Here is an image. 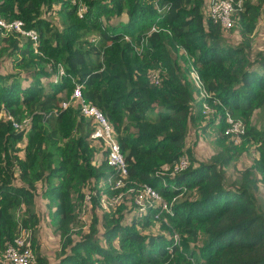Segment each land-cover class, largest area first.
I'll return each mask as SVG.
<instances>
[{"label":"trees","instance_id":"trees-1","mask_svg":"<svg viewBox=\"0 0 264 264\" xmlns=\"http://www.w3.org/2000/svg\"><path fill=\"white\" fill-rule=\"evenodd\" d=\"M260 1L242 0L233 12L240 40L227 42L224 31L232 26L213 22L203 12L204 0H0L1 18H18L37 33L35 43L13 31L0 36L6 42L0 46V249L19 226L33 236L39 194L59 237L55 264H264V213L254 199L257 181H264V123L249 122L264 108V49L251 52L245 37L260 16ZM163 4L167 9L158 13ZM151 26L167 32L148 34ZM262 28L264 34V19ZM143 38L139 56L133 43ZM175 45L220 101L213 123L223 128L224 111L243 120L242 137L255 144L252 163L260 179L245 169L227 183V153L196 164L191 156L186 168L169 174L188 150L191 123L202 118L197 90L171 52ZM148 72L156 73L149 78ZM74 84L111 124L127 180L153 186L166 200L175 197L170 212L155 203L141 216L128 217L121 204L96 211L97 181L108 194L124 188L107 183L117 174L105 162L101 140L90 137L91 118L74 105L61 106ZM24 118L26 124L12 126V119ZM90 181L86 189L95 193L82 229L76 205ZM156 221L162 231L147 230ZM32 249L31 264H48L34 236Z\"/></svg>","mask_w":264,"mask_h":264},{"label":"rangeland","instance_id":"rangeland-1","mask_svg":"<svg viewBox=\"0 0 264 264\" xmlns=\"http://www.w3.org/2000/svg\"><path fill=\"white\" fill-rule=\"evenodd\" d=\"M253 3H258L259 0H250ZM240 3L242 0L239 1ZM242 8V4H241ZM259 14L260 16L254 23V28L250 34L245 35L249 40V46L251 52H255L258 49H264V34L262 28V19H264V0L259 2ZM204 12V11H203ZM205 13V12H204ZM235 14V13H234ZM232 16V27L227 31H224L223 39L227 42H235L236 40H240V33L238 31V25L236 24V20ZM48 19H51L53 22H57V18H54L52 15H46ZM122 20L125 17H121ZM158 30L163 32H167L164 27H159ZM157 30V31H158ZM10 31L8 30H0V36L3 37L7 35ZM20 35V34H19ZM23 36V35H20ZM24 37V36H23ZM127 40L126 38H123ZM144 41L145 38L141 39L139 43H133L135 52L137 55L140 56L139 52L144 48ZM6 45V42L3 40L0 41V46ZM176 50H172L176 55V60L178 64L182 65V76L187 81V83L191 86V80L189 75V70L191 69L190 63V56L189 54L182 50L181 48L175 45ZM7 51V50H6ZM4 58V54L1 56ZM7 64V62L5 63ZM4 71V70H3ZM153 73L156 72H148V77L151 78ZM197 100V92L195 93ZM68 101L67 105H74V102L69 99V95L66 98ZM202 114V113H201ZM202 118L198 121H193L189 128V132L184 144L185 147L188 149L184 152L188 159L192 156L195 159L193 164H196L198 161L208 160L211 156H217L222 153H227L229 155V159L227 164L223 167L226 176V182L229 183L234 177L239 176V173L245 169H250L251 173L255 175L257 179H260V174L254 170L252 160L255 156H257V151L255 150V144L253 141H245V137H242L240 143L236 145L232 144L228 138H223L222 129L215 123L217 121V117L213 114H202ZM213 120L212 124L207 125L206 127L202 128L206 124L207 121ZM249 122L251 124L261 125L264 123V108L262 110L255 109L254 112L249 117ZM100 146V144H99ZM100 149H103L100 146ZM101 155L97 158L99 159ZM97 159L94 160V163H97ZM18 183V182H17ZM93 181L86 183V187H82V192H84V198L81 200L80 203H77V216L82 222V229H86V224L89 222L90 215L88 213V207H90V197L91 194L95 193L93 190H87V186H92ZM96 186L99 188L98 191V198L97 200V212L102 211H110L116 209V207L121 204L123 206V210L130 211L127 216L129 217L131 214L136 213V207L134 202V191H129V187L133 184L130 181L126 182L124 185L120 186L119 188H124L119 191L118 195H112L106 193L105 186L102 182L97 181ZM257 189L255 191V205L258 206L261 212L264 213V181L262 179L257 181ZM41 190V187L38 186L37 192ZM90 191V192H88ZM38 194V193H37ZM75 197V195H74ZM73 197V199H74ZM177 199V198H176ZM47 199L40 197L38 194L34 199V210L36 211L39 217V224L38 227L34 230L33 236L35 237L36 241H39V250L41 254L46 257L48 260V264H55L57 261V253L59 248V237L58 234L53 233L52 229L54 224L49 215V208L47 206ZM22 209L27 208L26 205H22ZM107 209V210H106ZM128 220H126L127 222ZM147 230L151 231H162L159 227V222L156 221L152 228H148ZM176 235V241H180V237L178 234ZM32 236V238H33ZM77 236V235H76ZM73 236V237H76ZM5 247V246H4ZM4 247L0 249V254L2 253Z\"/></svg>","mask_w":264,"mask_h":264},{"label":"built area","instance_id":"built-area-1","mask_svg":"<svg viewBox=\"0 0 264 264\" xmlns=\"http://www.w3.org/2000/svg\"><path fill=\"white\" fill-rule=\"evenodd\" d=\"M239 1L240 0H204L203 11L213 22L218 23L223 29H228L232 26L233 12L241 9V3ZM83 7V5H80L79 10H82ZM165 9H167L166 4L157 6L158 13L162 12V10L164 11ZM0 30L13 31L19 33L20 35L27 36L33 43L37 40L36 31L33 28H24L23 22L18 18L4 20L0 17ZM157 30L158 28L156 26H151L147 33L149 34L151 31ZM124 38L127 39V36L124 35ZM58 72L62 73L61 67H59ZM189 75L191 83L197 90V99L200 102L201 113L213 114L218 120L216 107L220 105L219 99L211 97L210 93L205 90L202 80L193 67L189 70ZM208 98H211L210 103L207 102ZM69 99L74 102L75 106L82 115L89 116L91 118L94 128L90 132V137L93 139L99 138L101 140L105 150L106 164L115 170L117 174L115 179L114 176L107 179L109 187H120L126 182H129L127 180V168L124 156L119 149L112 126L105 118L102 111L95 105L82 99L79 84H74L72 92L69 95ZM67 104L68 101L65 100L61 103V106L66 107ZM8 117L11 118L10 115H8ZM27 121L28 119L24 118L21 121H14L12 119L11 122L12 126L19 128L26 124ZM223 123V134L233 143L240 142L245 132L243 120L233 118L227 111H224ZM187 165V156L185 154L180 155L178 160L171 167L169 174L172 175L181 171L186 168ZM128 190L134 191V202L136 214L138 216H141L145 212L146 206L152 203L158 204L161 210L170 212V205L175 198L172 197L170 200H166L162 198L153 186L143 182L133 183ZM176 239V235L173 234V240L176 241ZM34 261L35 254L32 249L31 229L19 226L12 240L5 245L2 253L0 254V264H31Z\"/></svg>","mask_w":264,"mask_h":264},{"label":"clouds","instance_id":"clouds-1","mask_svg":"<svg viewBox=\"0 0 264 264\" xmlns=\"http://www.w3.org/2000/svg\"><path fill=\"white\" fill-rule=\"evenodd\" d=\"M224 135V134H223ZM102 148H103V146H102ZM104 149V148H103ZM183 155V154H182ZM106 162V161H105Z\"/></svg>","mask_w":264,"mask_h":264}]
</instances>
